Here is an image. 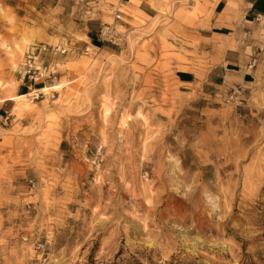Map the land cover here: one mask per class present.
<instances>
[{
	"label": "rangeland",
	"instance_id": "rangeland-1",
	"mask_svg": "<svg viewBox=\"0 0 264 264\" xmlns=\"http://www.w3.org/2000/svg\"><path fill=\"white\" fill-rule=\"evenodd\" d=\"M160 1L111 43L112 0H0V264H264V101L208 79L207 0Z\"/></svg>",
	"mask_w": 264,
	"mask_h": 264
},
{
	"label": "crops",
	"instance_id": "crops-1",
	"mask_svg": "<svg viewBox=\"0 0 264 264\" xmlns=\"http://www.w3.org/2000/svg\"><path fill=\"white\" fill-rule=\"evenodd\" d=\"M205 12L192 22V35L201 56L208 60V79L226 92L255 88L264 101V0H207ZM160 0H112L111 14L88 18L84 30L99 42L104 17L130 28L136 21H152L163 8ZM98 5L99 2H94ZM93 47L100 45L92 44ZM198 69L176 70L182 84L197 82ZM206 76V78H207ZM27 87V86H25ZM25 87H18L23 94ZM7 101V100H6Z\"/></svg>",
	"mask_w": 264,
	"mask_h": 264
},
{
	"label": "built area",
	"instance_id": "built-area-1",
	"mask_svg": "<svg viewBox=\"0 0 264 264\" xmlns=\"http://www.w3.org/2000/svg\"><path fill=\"white\" fill-rule=\"evenodd\" d=\"M98 38L104 42L106 41L111 43H118L121 40V33L117 31L115 24L104 22L98 29ZM43 49H45V45H36L30 47L25 53L24 66L26 68L24 70V75H27L30 79H33L34 81L40 76H42L47 69L46 67L40 68V66H35V58L41 55ZM63 51L64 50H62V52ZM34 74L37 75L33 76ZM38 94L39 93L36 92L32 96L37 97ZM232 98L233 95L231 94L228 96L227 99L231 100Z\"/></svg>",
	"mask_w": 264,
	"mask_h": 264
},
{
	"label": "bare ground",
	"instance_id": "bare-ground-1",
	"mask_svg": "<svg viewBox=\"0 0 264 264\" xmlns=\"http://www.w3.org/2000/svg\"><path fill=\"white\" fill-rule=\"evenodd\" d=\"M15 97H10V99H14Z\"/></svg>",
	"mask_w": 264,
	"mask_h": 264
}]
</instances>
